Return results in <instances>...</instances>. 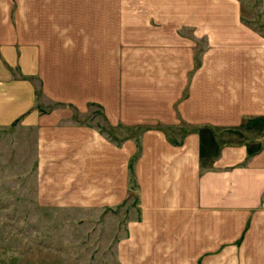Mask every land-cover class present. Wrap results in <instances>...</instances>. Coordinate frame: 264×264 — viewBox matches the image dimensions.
<instances>
[{"label":"crops","instance_id":"0c3cea01","mask_svg":"<svg viewBox=\"0 0 264 264\" xmlns=\"http://www.w3.org/2000/svg\"><path fill=\"white\" fill-rule=\"evenodd\" d=\"M36 76L62 109L35 110ZM89 104L107 125L76 120ZM14 123L37 126L40 205L135 201L119 263L264 264V26L242 0H0ZM241 126L257 140L224 137Z\"/></svg>","mask_w":264,"mask_h":264},{"label":"rangeland","instance_id":"374dc122","mask_svg":"<svg viewBox=\"0 0 264 264\" xmlns=\"http://www.w3.org/2000/svg\"><path fill=\"white\" fill-rule=\"evenodd\" d=\"M242 1L252 19L264 26L256 14L260 12L256 0ZM39 78L35 110L62 109L60 100L42 94ZM81 112L75 115L77 121L107 125L98 105L89 104ZM36 129L19 123L0 127V264H121L115 246L125 233V222L137 216V204L130 199L126 206L98 211L40 205L36 200ZM116 130L119 135L138 132ZM236 130L240 132H225L224 137L235 142L257 140L252 128Z\"/></svg>","mask_w":264,"mask_h":264}]
</instances>
